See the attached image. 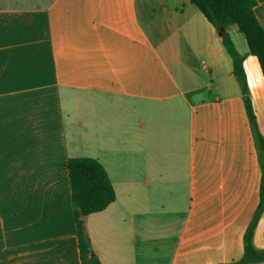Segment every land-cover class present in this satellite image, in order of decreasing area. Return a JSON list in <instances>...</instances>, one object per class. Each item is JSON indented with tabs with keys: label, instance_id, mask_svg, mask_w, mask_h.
<instances>
[{
	"label": "crops",
	"instance_id": "crops-1",
	"mask_svg": "<svg viewBox=\"0 0 264 264\" xmlns=\"http://www.w3.org/2000/svg\"><path fill=\"white\" fill-rule=\"evenodd\" d=\"M243 65L264 139V75L255 56ZM260 154L221 36L190 0H0V264H82L67 170L81 157L116 192L86 219L102 264L238 261Z\"/></svg>",
	"mask_w": 264,
	"mask_h": 264
},
{
	"label": "trees",
	"instance_id": "trees-1",
	"mask_svg": "<svg viewBox=\"0 0 264 264\" xmlns=\"http://www.w3.org/2000/svg\"><path fill=\"white\" fill-rule=\"evenodd\" d=\"M221 36V42L232 61V72L243 94L253 131L260 144L263 160L264 139L259 133L256 116L251 104L247 75L244 69L246 56H255L264 75V28L259 22L255 7L256 0H190ZM237 27L246 39L248 52L237 49L230 30ZM71 192L74 203L76 230L82 264H102L94 254L91 239L86 230L88 216L102 212L116 201V192L103 165L95 158H71L67 163ZM264 171V170H263ZM258 209L245 236L244 256L226 264H256L264 262V250L253 243L255 229L264 213V172Z\"/></svg>",
	"mask_w": 264,
	"mask_h": 264
},
{
	"label": "rangeland",
	"instance_id": "rangeland-1",
	"mask_svg": "<svg viewBox=\"0 0 264 264\" xmlns=\"http://www.w3.org/2000/svg\"><path fill=\"white\" fill-rule=\"evenodd\" d=\"M234 36H235L236 45L238 46V48H243L247 45L246 39L242 33H240L239 31H236Z\"/></svg>",
	"mask_w": 264,
	"mask_h": 264
}]
</instances>
